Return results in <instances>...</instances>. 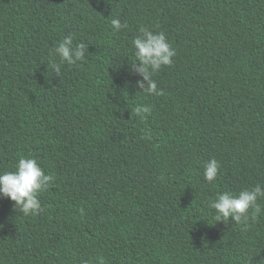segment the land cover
<instances>
[{"label":"trees","instance_id":"trees-1","mask_svg":"<svg viewBox=\"0 0 264 264\" xmlns=\"http://www.w3.org/2000/svg\"><path fill=\"white\" fill-rule=\"evenodd\" d=\"M142 26L176 51L162 95L128 71ZM21 157L54 180L36 215L0 196V264H264V212L209 207L264 185V0H0V172Z\"/></svg>","mask_w":264,"mask_h":264},{"label":"clouds","instance_id":"clouds-1","mask_svg":"<svg viewBox=\"0 0 264 264\" xmlns=\"http://www.w3.org/2000/svg\"><path fill=\"white\" fill-rule=\"evenodd\" d=\"M116 32L126 27L118 18L111 20ZM134 49V59L128 68L130 75L140 78L135 81V87L147 94L162 95L158 90L154 75L165 66H171L176 51L172 48L164 32H154L149 27L139 28V34L131 41ZM87 49L84 44L73 46V37L66 36L54 49V54L60 60L69 65L85 58ZM150 106H138L137 115L150 113ZM220 169V162L212 158L204 163L203 176L208 182L214 181ZM54 180L52 175L45 174L37 160L21 157L14 171L0 172V196L10 199L13 210L24 216L36 215L41 211L39 194L49 187ZM264 200V185L241 190L238 194L224 192L218 194L209 203V207L215 210V221L233 222L247 225L249 219H255L264 212V205L259 201ZM251 210V216H250ZM98 264H105L104 258H97ZM84 264H90L85 261Z\"/></svg>","mask_w":264,"mask_h":264}]
</instances>
